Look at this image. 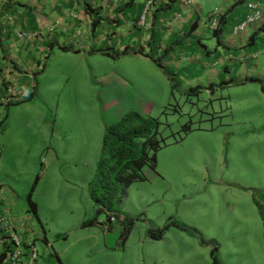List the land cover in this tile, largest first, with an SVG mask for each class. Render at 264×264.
Wrapping results in <instances>:
<instances>
[{
	"label": "rangeland",
	"instance_id": "obj_1",
	"mask_svg": "<svg viewBox=\"0 0 264 264\" xmlns=\"http://www.w3.org/2000/svg\"><path fill=\"white\" fill-rule=\"evenodd\" d=\"M197 1L204 9L202 17L210 20L218 14L216 8L226 2ZM104 22L107 37H93L82 27L80 35L71 39V51L57 46L49 51L47 69L37 78L38 96L2 108L6 121L0 124V171L9 176L20 194L29 192L39 175L33 200L40 207L47 240L64 264H264V149L256 139L242 136V132L257 130L258 117L264 116V101L256 95L260 84L242 81L244 66L239 63L243 61L236 59L235 65V60L225 57L222 62L217 60L225 52H237L230 47L226 50L222 38L218 43L210 34L213 28L209 23L193 34L185 30L187 35L176 44L191 55L201 52L206 63L218 61L214 71L220 70L218 81L213 72L209 73L212 83L204 75L197 85L191 83L194 76L187 74L185 67L177 70L168 65L172 75L156 62L147 65L120 54L115 39L113 44L110 39L109 18ZM133 38L121 35L122 42ZM153 44L145 47L151 55ZM89 45L91 50L84 48ZM126 45L137 47L133 42ZM263 47L262 38L256 37L254 44L243 48L251 56L248 65L257 66L246 76H257L260 61L264 62ZM158 57L154 61L160 63L165 52ZM202 58L198 60L202 62ZM224 61L228 70H223ZM116 74L135 84L146 98L130 85L122 90L125 87L113 78ZM168 75L174 78L172 90ZM99 76L113 80L112 89H120L119 101L127 105L122 115L138 110L158 118L163 136L180 131L185 123L191 125L179 142L158 151L156 172L145 168L147 179L131 184L120 202H107L117 215L110 230H106L108 211L96 214L97 205L89 196L101 140L94 154H81L87 143L95 145L94 119L101 116L111 123L121 116H117L118 107L99 100L92 84ZM98 83L100 86V80ZM75 117H80L84 126L74 122ZM68 129L72 139L65 142ZM49 147H68L72 154L57 161ZM123 216L133 218L129 233L123 234L124 241L118 223ZM94 217L97 222L81 226ZM171 222L194 228L199 236ZM164 225L160 239L149 236V229ZM36 246L42 253L45 243L37 239Z\"/></svg>",
	"mask_w": 264,
	"mask_h": 264
},
{
	"label": "crops",
	"instance_id": "obj_2",
	"mask_svg": "<svg viewBox=\"0 0 264 264\" xmlns=\"http://www.w3.org/2000/svg\"><path fill=\"white\" fill-rule=\"evenodd\" d=\"M146 2L147 0H0V95L4 94L6 86H11L13 88L12 93L17 99L10 104L38 96L39 83L37 78L47 69V62L51 54L49 51H52L55 46L62 51H71V39L80 35V28L82 27L85 28L88 35L91 32L93 37L102 36V39L107 37L108 33H106L104 26L105 17H108L109 22H111L110 39L112 44L115 39L116 45L119 46L118 51L123 56L132 57L133 60L143 61V63L151 65L155 63L154 58H159L158 54L164 51L165 57L160 58L159 62L170 74L173 75L174 73L169 67L175 66L181 69L185 67L183 68L185 72L194 76L190 79L192 84H200V77L204 75L208 83H212L209 73L213 74L217 70L215 68L218 61L206 63V57L202 58L204 55L201 52L197 51L191 55L180 49L181 44L176 46L179 40L187 35L185 30H188L189 34H193L201 27L208 26L210 22L208 17H202L204 9L198 4V1L191 0L190 3L185 4L184 0H159L145 13ZM251 3L257 6L260 16L247 24L244 29L234 31L238 23L243 20L244 15L250 12L249 4ZM216 9L219 20L217 28H221L219 39L216 37L218 43L224 42L222 45L225 46L226 50L233 48L234 52H237H225L224 56L217 60L222 62L225 57L227 60H235V65L237 64L236 59L243 61L239 63L244 66L245 76L242 81L258 82L260 91L257 89L256 95L258 99L264 101V62L258 63L257 76H246L250 70H255L257 66L256 63L255 67L248 65V59L251 56L243 49L247 44H254L256 37H260L264 41V0H226ZM126 12L129 14L126 15ZM94 15L97 20L94 19ZM94 20H96L95 25ZM97 29L101 30L99 34L95 33ZM210 30V34L214 35L212 29ZM20 33H24L25 36L20 35ZM121 35L134 37L132 41H127V43L133 42L137 44V47L130 48L131 51L123 54L122 51L128 46L126 42H122ZM196 36L199 37V35ZM221 38L223 39L222 42ZM152 42L155 43L153 44V55L147 53L145 49L148 45L151 46ZM174 45L175 49H173ZM84 48L91 50L90 45ZM207 54L205 53L206 56ZM252 54L255 56L257 53L252 52ZM200 58L203 59L202 62L198 60ZM155 64L157 66V63ZM239 64L238 67H240ZM168 65L170 66L168 67ZM222 66L223 70H228L227 62L224 61ZM211 67L212 71H210ZM196 75L197 77H195ZM219 76L220 70L214 72L216 81H218ZM113 78L125 87L122 90L126 91L127 85H130L139 94L141 93V96L145 97L146 93L143 94V91L136 89V85L132 82L130 84L128 81H124L120 74L113 75ZM93 82L99 100L109 106L118 107L117 116L122 115L127 105L125 102L120 103L119 101L120 89H115V91L110 86L113 85V80L110 82L109 79L99 76L95 77ZM10 104L5 107L7 108ZM92 106L94 109L97 104L95 103V107ZM263 108L260 107L262 112ZM3 114L0 113V124L6 121V112ZM258 118V129L255 131L245 130L246 132H242V136L245 139L250 137L256 139V142L261 143L264 149V116ZM55 121L56 116L53 117V125H55ZM96 121L95 145L91 147L87 143L81 154H94V147L96 146L97 149L98 139L102 142L103 135H99L103 132L105 125L116 120L109 123L105 118L99 116L97 120H93V124ZM74 122L81 127L84 126L80 117H75ZM64 136L65 142H70L72 139L71 130L68 129ZM49 154L58 161L62 157L71 156L72 151L68 147H49ZM38 176L36 175L31 190L25 194H20L18 189L12 186L9 176L0 171V217L5 219V224H0V264L11 263V255L8 252L14 247L10 238L12 234L16 235L22 243L20 248L23 264H27V259L32 251H35L39 257L38 264H64L60 254L47 240L44 223L39 214L40 207L38 202L33 200V191L39 180ZM144 176L147 179L145 173ZM89 196L92 200L90 190ZM30 200L34 204L33 208L29 205ZM110 212L115 217L112 214H110L112 218L106 217L108 222L106 230H110L111 224L117 220L116 213L112 209ZM126 218L127 216H123L118 222L122 227L121 239L123 237V241L126 237L123 234L126 233V230V234L129 233L133 223L132 221L128 225ZM81 226L87 225L82 224ZM37 239H41L45 243L42 253H39L37 249Z\"/></svg>",
	"mask_w": 264,
	"mask_h": 264
},
{
	"label": "trees",
	"instance_id": "obj_3",
	"mask_svg": "<svg viewBox=\"0 0 264 264\" xmlns=\"http://www.w3.org/2000/svg\"><path fill=\"white\" fill-rule=\"evenodd\" d=\"M158 1L155 0L151 6ZM95 24L96 20H94ZM212 31L214 36L219 39L221 28H215ZM129 51H131L130 48L126 47L122 53L126 54ZM105 54L109 55L107 51H105ZM155 62L168 74L160 63L156 60ZM168 76L172 90L174 88V78L170 75ZM160 125L161 122L158 118L144 115L138 110L124 113L115 122L105 125L100 158L89 189L92 200L97 205V213L108 211L107 218H110V214H112L110 212L111 206L110 202H107L112 199H117L120 202L131 184L145 179V168L156 170L158 151L169 143L179 142L191 130L190 123H185L181 126L180 131H172L167 136H163L159 130ZM29 205L31 208L34 207L31 200ZM112 216L114 215L112 214ZM95 220L84 221L83 225H91L95 223ZM126 221L129 225L133 218L127 217ZM171 223L197 237L199 236V233L194 228L176 222ZM167 225H164L163 228L149 229V236L154 239H160ZM210 255L215 258V253L212 250Z\"/></svg>",
	"mask_w": 264,
	"mask_h": 264
},
{
	"label": "built area",
	"instance_id": "obj_4",
	"mask_svg": "<svg viewBox=\"0 0 264 264\" xmlns=\"http://www.w3.org/2000/svg\"><path fill=\"white\" fill-rule=\"evenodd\" d=\"M155 2V0H147L146 6H145V12L147 9ZM191 0H184V3H190ZM250 12L245 14L243 17V20L238 23V25L235 27L234 31L242 30L244 27L256 20L260 16V12L255 4H249ZM217 18L218 14L213 16L209 22V26L213 29L217 28ZM20 35H24V33H20ZM13 88L11 86H6L4 89V94L0 95V110L5 107L7 104L13 103L16 101L17 97L12 93ZM112 218V217H111ZM0 224H5V219L3 217H0ZM13 243L12 250H9L8 254L11 255V263L10 264H23L21 262V256L22 251L20 246L22 243H20V240L18 237L14 234L10 237ZM39 257L35 251H32L30 257L27 259V264H38Z\"/></svg>",
	"mask_w": 264,
	"mask_h": 264
}]
</instances>
